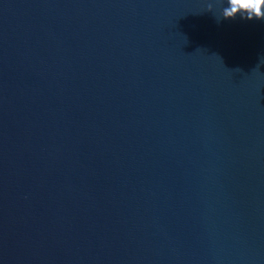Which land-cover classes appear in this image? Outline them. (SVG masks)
<instances>
[{
    "label": "water",
    "instance_id": "1",
    "mask_svg": "<svg viewBox=\"0 0 264 264\" xmlns=\"http://www.w3.org/2000/svg\"><path fill=\"white\" fill-rule=\"evenodd\" d=\"M224 6L0 0V264H264V21Z\"/></svg>",
    "mask_w": 264,
    "mask_h": 264
},
{
    "label": "clouds",
    "instance_id": "2",
    "mask_svg": "<svg viewBox=\"0 0 264 264\" xmlns=\"http://www.w3.org/2000/svg\"><path fill=\"white\" fill-rule=\"evenodd\" d=\"M226 5L222 7L220 15L222 19L217 20H234L237 17L248 21H264V0H223ZM208 11L211 12L213 4L209 3Z\"/></svg>",
    "mask_w": 264,
    "mask_h": 264
}]
</instances>
